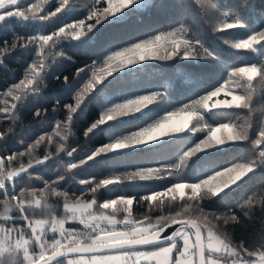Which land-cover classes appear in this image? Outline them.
Here are the masks:
<instances>
[{
  "label": "snow or ice",
  "instance_id": "snow-or-ice-1",
  "mask_svg": "<svg viewBox=\"0 0 264 264\" xmlns=\"http://www.w3.org/2000/svg\"><path fill=\"white\" fill-rule=\"evenodd\" d=\"M49 3L50 0H34L25 6L24 0H0V28L9 20L24 25H43L72 14L69 11L70 0H55L57 6L51 11L46 7ZM196 3L205 13L214 10L213 32L224 45L234 50V54L250 51L256 56L245 58L239 63L222 57L207 46L199 34H190L189 28L183 23L115 49L113 42L109 41L102 52V65L96 60L91 66L76 70L78 77L88 72L90 78L73 97L74 103L64 106L67 110L65 120L56 121L51 134L38 136L24 150L0 155V205H3V212L0 213V264H264V238L258 246L250 245L243 239L234 245L227 232L222 234L217 229L221 220L225 226L230 222H239L237 214L231 209L228 213L206 212L201 206V202L206 199H227L253 174L264 169V121L260 122L254 139L249 135L253 127L252 84L257 78L264 84V27L251 31L246 38H233L229 30L245 29L246 15L242 17L233 10H220L210 0H196ZM102 4L107 6H100ZM150 6L151 0H92L85 18L65 22L47 35L38 32L25 37L14 32L11 44L6 40L0 47V65L6 53L17 49L35 45L36 56L25 69L23 77L3 93L10 100L3 99L0 102V119L14 122L27 99L39 95L50 58L53 62L58 57L72 59L58 50L62 41L94 46L103 27L123 24L134 13ZM244 11H252L247 0ZM174 59L213 63L214 66L222 67L223 72L211 90L203 88V94L195 92L198 98L191 99L190 103L173 111L161 109L165 113L161 118L127 134H118L109 122L123 123L124 117L135 118L136 113L147 117L149 114L143 109L148 108L157 97L163 99V93L124 97L123 102L101 105L98 118L87 127L84 135L106 134L108 142L77 162L73 158L77 149L68 150L67 142L73 134L71 124L75 115L83 110L82 106H86L85 96L88 93L100 95L116 85L125 75L122 70H134L131 66L140 67L141 62L145 61ZM105 76L111 79L105 80ZM68 79L64 77L65 83H68ZM222 91L225 97L231 96V99L208 103ZM245 109L248 110L247 116L241 117L233 112L235 120H217L215 127L204 115L216 116L227 110ZM181 113H187V116L180 118ZM43 115L42 109L36 108L34 116L41 118ZM193 118L195 123H192ZM181 133L184 135H178ZM197 133H204L203 138L191 147H187V143L177 147L173 161L167 164L137 167L135 171L122 173L113 170L103 178L93 176L78 180L82 187L78 189L80 196L74 200L70 198L69 190L61 185V181L67 183L69 175L75 179L73 170L89 161L95 162L98 157L116 160L136 152H152L163 146L174 145L177 140L191 142L190 137ZM6 135L0 132V141L6 139ZM54 137L59 139L55 140ZM242 142L251 145L245 156L228 166L216 161L215 157L233 152ZM52 145H55V152L51 151ZM42 146L45 154L38 158L36 153ZM25 156L28 157L26 164L21 162L18 167L14 166L19 158ZM64 156L70 159L65 161ZM53 162L64 169L63 172L55 171V180H43L42 188L25 185L16 191L18 181H22L25 176L29 182L33 180L30 169L43 165L45 169L52 170ZM196 164L199 167L193 172L192 166ZM35 179L43 178L37 176ZM154 180H168L169 183L148 194L121 195L102 203L97 201V194L101 190L108 191L111 185L125 181ZM9 185L12 187L9 188ZM86 194L92 198L83 199ZM50 196L57 199L63 197L62 216L53 214ZM165 198L168 203L175 205V211L165 214ZM134 201L146 203L148 213L139 218L133 216ZM245 203L251 206L253 198L249 197ZM193 204L198 209L195 214ZM97 205L99 212L95 210ZM157 205L160 206V214L154 216L152 211ZM121 212L123 218L117 219L116 214ZM37 215L43 218H36ZM69 221L78 222L82 230L66 227ZM7 224L12 226L8 227ZM169 229L172 230L169 232Z\"/></svg>",
  "mask_w": 264,
  "mask_h": 264
},
{
  "label": "trees",
  "instance_id": "trees-1",
  "mask_svg": "<svg viewBox=\"0 0 264 264\" xmlns=\"http://www.w3.org/2000/svg\"><path fill=\"white\" fill-rule=\"evenodd\" d=\"M34 0H24V5L33 3ZM218 5L220 10H233L239 12L242 17H247V27L245 29L229 30V34L233 38H246L251 31H258L264 27V0H247L252 6V11L245 13L244 4L246 0H210ZM92 0H70L71 15L63 16L62 19H53L51 22H46L43 25L17 23L14 20H9L0 28V47L4 41L11 44L13 33L20 36H31L38 32L45 35L62 26L63 23H71L74 19H82L87 16L88 8L91 6ZM57 6L55 0H50L49 5H46L49 11L54 10ZM100 6L106 7V4ZM91 22V21H89ZM186 25L191 33H197L204 43L215 50L220 56L237 63L248 57H255L256 54L250 51H241L234 54V50L223 44L221 39H218L217 34H214V10L205 13L201 11V6L196 3V0H151V6L134 13L127 22L120 25H106L100 30L96 45L84 46L77 41H62L59 51H62L64 56L71 57V60L63 57L56 58L55 62L50 58L49 68L43 78L41 84V92L37 96L29 97L18 113V118L13 122L9 119H0V132L6 133V139L0 141V155H10L12 152L22 151L29 143L34 141L38 136L45 133L51 134L56 127V121H64L67 116L66 104H73V97L82 90L85 82L90 78L89 73H83L79 77L76 75L78 68L91 66L93 61L99 60L102 65V52L104 46L109 42H113V48L127 46L131 42H136L140 39H146L151 35L157 34L159 31L170 30L178 24ZM149 26V28H148ZM128 31L133 32L129 35ZM126 35L118 39L111 40L113 34L117 36ZM128 34V35H127ZM36 56L35 45L26 49H17L11 53H6L3 57V63L0 65V102L3 99H9L3 96V93L10 85L18 82L24 75L25 69L33 61ZM134 70L125 72V75L112 87H109L100 95L88 93L85 96V105L83 110L79 111L71 124L72 135L69 136L67 147L68 150L76 148L74 159L78 162L85 158L92 150L108 142L106 134H97L91 137L84 135L85 130L90 124L98 118L101 105L110 102H123L124 97L135 98L136 95H148L153 92L163 93V99L157 97L148 108L143 109L149 115L141 117L136 113L135 118L124 117L123 123L109 122L114 125V130L118 134H127L131 131L139 130L140 127L147 126L155 119L161 118L165 113L161 109L167 108L173 111L183 106L185 103H190L191 99L198 98L194 95L195 92L203 94L201 89L209 88L216 84L217 79L221 76L222 67L213 63L192 61H145L141 62L140 67L131 66ZM99 75V73H98ZM116 75V73H113ZM59 76V79L56 77ZM67 76L68 83H65L64 77ZM111 77L105 76V80H110ZM222 83V79L220 80ZM103 83V82H102ZM218 86V85H217ZM235 87V85H230ZM101 87V85H97ZM253 94L251 103V123L252 129L249 130V135L254 139L256 132L259 129L261 121H264V84L259 82V78L253 81ZM59 101V104H57ZM41 108L44 115L41 118H36L34 112L36 108ZM55 109V111H54ZM238 113L241 117L248 115V110H227L219 112L216 116H209L205 113V118L216 126L215 121L228 122L235 120ZM187 114V113H186ZM43 121V123L41 122ZM195 123V119H192ZM191 127V125H190ZM9 128L12 129L9 132ZM183 136L184 134H178ZM204 133H197L190 137L191 142L185 140H177L176 144L163 146L152 152H136L127 156H122L119 159L113 160L110 157H98L95 162L89 161L86 165L73 170L75 179L71 175L67 177V183L61 181L64 189L69 190V195L72 200L76 196H80L78 189L82 187L78 184L80 179H90L95 176L97 179L108 176L114 170L116 173L126 171H135L137 167H158L161 164H167L173 161V154L177 147L187 143V147H191L193 143L202 139ZM58 140V137H54ZM167 139V138H165ZM23 141V144L21 143ZM43 147L37 150V157L44 156ZM251 145L248 142H242L238 149L231 153L220 154L215 157L216 161L228 166L231 162H235L239 157H243L248 153ZM185 150H187L185 148ZM51 151L55 152V145L51 146ZM64 156V160H68ZM27 163L28 157L19 158L15 165ZM198 164L192 166V171L195 172ZM33 180L29 182L25 176L22 181H18L16 191L20 187L29 185L31 187L42 188L43 180L56 179L55 171L63 172V166L57 162L52 163V170H47L43 165L36 166L29 170ZM42 177L41 180H36L35 177ZM191 176H189V179ZM169 183L168 180L160 181H125L120 184L109 186L108 191L101 190L97 194L98 203H102L108 199H115L118 196H138L148 194L153 190H160L164 185ZM12 186L9 185V188ZM249 197L253 198V204L249 206L245 203ZM90 194H86L83 199L90 200ZM2 199V196H0ZM164 205L165 214L168 211H175V205L167 202ZM63 197H49L53 214L62 216ZM243 205V207H238ZM201 206L206 212L228 213L231 209L239 217V222H230L227 226L221 220L219 222L218 231L220 233L227 232L229 238L234 245H238L243 239L250 245H257L264 238V169L258 170L251 176L240 188L235 190L227 199H211L201 202ZM3 205H0V210ZM98 205H97V209ZM111 211V210H108ZM149 211L148 205L138 204L136 201L132 205V215L142 217ZM198 209L193 204V213H197ZM248 213L245 215V213ZM160 214V206L157 205L152 215ZM117 218L123 216V213H117ZM36 218H43L37 215ZM76 223V222H75ZM6 226L11 227V224ZM66 227L82 230V226L73 223H67ZM51 235V234H49Z\"/></svg>",
  "mask_w": 264,
  "mask_h": 264
},
{
  "label": "rangeland",
  "instance_id": "rangeland-1",
  "mask_svg": "<svg viewBox=\"0 0 264 264\" xmlns=\"http://www.w3.org/2000/svg\"><path fill=\"white\" fill-rule=\"evenodd\" d=\"M148 28H149V26H148ZM128 33H129V35H130V34H132L133 32L128 31ZM121 34H122V32H119L118 35L116 36L115 33H114V34H113V37H112L111 40H114V39H118V40H119V38H121V37H123V36H126V35H121ZM127 35H128V34H127ZM225 99L230 100V99H231V96H227V97H225L224 92L222 91V92L219 93L216 97H213L208 103L211 104V103L216 102L217 100L223 101V100H225ZM186 116H187L186 113H181V114H180V118H185ZM96 209H97V207H96ZM96 209H95V210H96ZM96 211L99 212L100 209H99V210H96ZM2 212H3V209L0 210V213H2ZM122 218H123V216H121L120 218H117V219H122ZM68 223L77 224L78 222L75 223V221H69ZM78 224H79V223H78ZM73 229H74V228H73Z\"/></svg>",
  "mask_w": 264,
  "mask_h": 264
},
{
  "label": "water",
  "instance_id": "water-1",
  "mask_svg": "<svg viewBox=\"0 0 264 264\" xmlns=\"http://www.w3.org/2000/svg\"><path fill=\"white\" fill-rule=\"evenodd\" d=\"M172 229H169L168 231L170 232Z\"/></svg>",
  "mask_w": 264,
  "mask_h": 264
}]
</instances>
